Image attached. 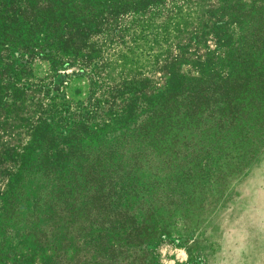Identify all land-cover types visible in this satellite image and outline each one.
Segmentation results:
<instances>
[{
	"label": "rangeland",
	"instance_id": "obj_1",
	"mask_svg": "<svg viewBox=\"0 0 264 264\" xmlns=\"http://www.w3.org/2000/svg\"><path fill=\"white\" fill-rule=\"evenodd\" d=\"M118 1L0 0V264H264V0Z\"/></svg>",
	"mask_w": 264,
	"mask_h": 264
},
{
	"label": "trees",
	"instance_id": "obj_2",
	"mask_svg": "<svg viewBox=\"0 0 264 264\" xmlns=\"http://www.w3.org/2000/svg\"><path fill=\"white\" fill-rule=\"evenodd\" d=\"M30 1V0H29ZM84 1V2H83ZM101 1H103V0H101ZM118 4H119V1L118 0H113V2H112V4H111V6L112 7H117L118 6ZM66 7H70V10L68 11V13L69 14H71V11H84V10H90V8H89V5H87V3L85 2V0H64V2L61 4V7L59 8L60 10L61 9H63V8H65L66 9ZM96 7H94V9H95ZM70 16V15H69ZM70 18V17H69ZM55 19V18H54ZM74 19V18H73ZM20 22H22V25H23V27H19V29L20 30H27V27L25 26V21H24V19H22ZM2 25H6V24H2ZM1 24H0V26H2ZM10 29H12V27L10 28ZM11 32H13V33H17L16 31H15V29L13 30H11ZM48 32H51L52 34H54L53 33V31H48ZM54 37H57V36H55L54 35ZM24 41H27L26 39H24ZM65 42H62V44H64Z\"/></svg>",
	"mask_w": 264,
	"mask_h": 264
},
{
	"label": "clouds",
	"instance_id": "obj_3",
	"mask_svg": "<svg viewBox=\"0 0 264 264\" xmlns=\"http://www.w3.org/2000/svg\"><path fill=\"white\" fill-rule=\"evenodd\" d=\"M256 215L259 216L261 219V222L264 223V206L256 209Z\"/></svg>",
	"mask_w": 264,
	"mask_h": 264
}]
</instances>
